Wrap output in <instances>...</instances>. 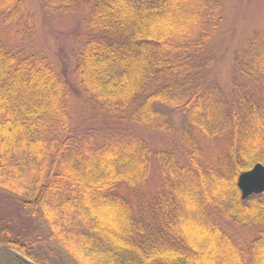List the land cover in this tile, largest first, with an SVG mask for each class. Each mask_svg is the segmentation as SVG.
<instances>
[{
  "label": "trees",
  "instance_id": "16d2710c",
  "mask_svg": "<svg viewBox=\"0 0 264 264\" xmlns=\"http://www.w3.org/2000/svg\"><path fill=\"white\" fill-rule=\"evenodd\" d=\"M82 4L40 0V10L67 15ZM223 8V0L90 2L79 85L99 111L177 138L162 149L130 131L76 132L66 80L42 55L0 43V189L40 214L75 264H264V227L243 249L216 221L264 225V193L242 200L236 185L264 166V100L238 82L264 78V33L235 52L238 81L225 93L206 79ZM0 17L26 35L34 25L25 0H0ZM153 171L161 187L149 198L142 189ZM3 247L20 264H49L6 227Z\"/></svg>",
  "mask_w": 264,
  "mask_h": 264
},
{
  "label": "rangeland",
  "instance_id": "374dc122",
  "mask_svg": "<svg viewBox=\"0 0 264 264\" xmlns=\"http://www.w3.org/2000/svg\"><path fill=\"white\" fill-rule=\"evenodd\" d=\"M25 2L30 13L34 15L33 28L26 35L23 27L16 24L5 26L0 17V43L8 49L42 55L66 80L72 126L76 132L91 129L100 138L115 131H130L139 134L154 149L168 147L171 143L176 146L177 138L173 135L122 122L118 117L114 119L110 114L99 111L79 85L76 67L80 48L88 36L86 17L91 0H83V4L73 13L53 17L41 13L40 0ZM223 5V21L210 45L211 54L218 62L206 73V79L216 83L225 93L232 94V83L238 81L233 65L234 54L244 47L254 34L264 33V0H223ZM238 82L246 85L254 98L264 100V78L257 85ZM170 115L172 120L179 123L178 114L172 112ZM160 187L161 177L157 171H153L142 193L151 198ZM216 221L243 249L264 227L237 226L219 215ZM0 227H6L11 233L21 235L24 242L29 244L30 254L37 260H47L49 264H75L57 244L50 241L41 215L33 216L30 212L22 210L17 205L16 197L2 189ZM0 264L20 262L10 249L3 247L0 248Z\"/></svg>",
  "mask_w": 264,
  "mask_h": 264
},
{
  "label": "water",
  "instance_id": "95a60500",
  "mask_svg": "<svg viewBox=\"0 0 264 264\" xmlns=\"http://www.w3.org/2000/svg\"><path fill=\"white\" fill-rule=\"evenodd\" d=\"M236 185L242 200H246L251 195L264 193V166L258 163L250 170L241 173L237 178ZM22 258L29 261L23 256Z\"/></svg>",
  "mask_w": 264,
  "mask_h": 264
}]
</instances>
